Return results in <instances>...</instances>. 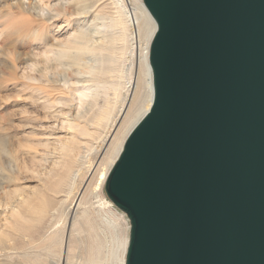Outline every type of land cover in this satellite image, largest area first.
Masks as SVG:
<instances>
[{"label":"water","instance_id":"obj_1","mask_svg":"<svg viewBox=\"0 0 264 264\" xmlns=\"http://www.w3.org/2000/svg\"><path fill=\"white\" fill-rule=\"evenodd\" d=\"M143 1L153 100L105 184L125 264H264V0Z\"/></svg>","mask_w":264,"mask_h":264},{"label":"rangeland","instance_id":"obj_2","mask_svg":"<svg viewBox=\"0 0 264 264\" xmlns=\"http://www.w3.org/2000/svg\"><path fill=\"white\" fill-rule=\"evenodd\" d=\"M86 4L0 0V264H121L131 221L100 183L148 25L140 0Z\"/></svg>","mask_w":264,"mask_h":264},{"label":"bare ground","instance_id":"obj_3","mask_svg":"<svg viewBox=\"0 0 264 264\" xmlns=\"http://www.w3.org/2000/svg\"><path fill=\"white\" fill-rule=\"evenodd\" d=\"M141 1V8L144 12V23L148 25L147 27V35H146V45L144 48V59H143V66L145 68V72L147 75V85H148V92L144 95V98L142 102H138L133 109H128L126 112L121 113V117L119 119V124L116 129V132L114 134V137L112 138V141L110 142V145L112 149H109V163H108V170L105 172V174L102 176L101 185L105 184L107 176L119 157L125 141L127 137L129 136L130 132L133 130V128L136 126V124L145 116V114L149 111L150 106L152 104L153 100V94H154V88H153V75H152V69L149 62V55H150V45L153 38V35L156 31V21L151 16L149 10L144 4L143 0ZM79 5H83L84 3H87V0H77ZM87 5V4H86ZM83 11H81L78 14H81L82 17H86L87 13L90 11V7L83 6ZM136 20L139 21V19L136 17ZM90 30V29H89ZM92 30V29H91ZM86 32V31H85ZM84 32V33H85ZM87 34V33H86ZM129 224V223H128ZM129 228L131 227V224L128 225ZM130 240V235L124 237L122 241V257H121V264H125L126 262V255H127V248Z\"/></svg>","mask_w":264,"mask_h":264},{"label":"snow or ice","instance_id":"obj_4","mask_svg":"<svg viewBox=\"0 0 264 264\" xmlns=\"http://www.w3.org/2000/svg\"><path fill=\"white\" fill-rule=\"evenodd\" d=\"M161 32H162V23H161Z\"/></svg>","mask_w":264,"mask_h":264}]
</instances>
